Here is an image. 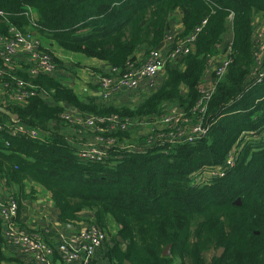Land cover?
I'll return each instance as SVG.
<instances>
[{
	"label": "trees",
	"instance_id": "trees-1",
	"mask_svg": "<svg viewBox=\"0 0 264 264\" xmlns=\"http://www.w3.org/2000/svg\"><path fill=\"white\" fill-rule=\"evenodd\" d=\"M30 7L40 13L35 25ZM0 10V36L32 27L65 49L108 61L120 74L140 46L149 53L166 39L172 12L180 10L184 23L175 48L206 20L190 51L167 60L162 85L132 107L106 105L96 95L82 100L56 71L32 72L28 58L17 63L19 52L9 62L0 53V106L15 114L14 123L39 133L13 134L19 124L8 127L9 117L0 113L5 125L0 175L8 192L5 204H18V228L28 231L22 199L30 194L12 187L31 180L51 192L62 222L81 220L87 210L102 230L110 220L120 225L124 242L114 237L106 250L112 264H175L177 257L181 264H208L204 252L213 247L224 251L210 264H264V74L260 81L254 76L259 72L254 35L264 19V0H0ZM228 49L227 74L199 114L207 134L194 142L161 144L159 135L170 128L159 121L173 106L198 120L193 108L202 96L206 66ZM52 56L56 70L66 67ZM19 81L40 91L15 101ZM71 108L82 119H89L85 113L104 118L100 129L90 124L103 139L97 138L102 158L79 156L84 147L73 132H81L83 122L63 117ZM237 144L236 163L227 164ZM221 165L229 169L223 177L194 183L193 174ZM238 197L240 205L234 203ZM2 215L0 208V264H34L29 255L5 252ZM49 244L55 248L51 264H65L57 246ZM168 244L170 256L163 254Z\"/></svg>",
	"mask_w": 264,
	"mask_h": 264
},
{
	"label": "crops",
	"instance_id": "crops-1",
	"mask_svg": "<svg viewBox=\"0 0 264 264\" xmlns=\"http://www.w3.org/2000/svg\"><path fill=\"white\" fill-rule=\"evenodd\" d=\"M28 13V12H27ZM29 14L32 16V21L35 23L40 17L39 11L35 7L29 8ZM259 20V18H257ZM259 22V21H258ZM264 23V19L263 22ZM262 23H258L256 27V32L254 35V41L257 43V39H259V32L264 33V25ZM33 25V24H32ZM184 23H183V13L180 10H176L170 14L169 18V28L166 36V40L163 41V45L158 49L161 58L165 60V65L162 67L160 73L153 78L145 77L142 78L138 84L134 87H126L121 88L120 90L115 91L109 100H104L101 97L99 91V79L103 74H106L111 67V64L106 61L96 57L88 56L84 53L71 51L63 48L59 45L55 40L47 37H44L46 40L41 38L40 43L44 48H55L56 51H52L58 59L62 60L66 67H61L56 70L58 77L66 83L68 86L72 87L78 97L82 100H86L88 97L92 95H96L100 97L99 101L102 100L106 105H115V106H127L132 107L137 105L140 101H142L146 96L151 94L157 88H159L164 79H165V71L166 66L169 62L168 59H171V53L174 51L175 46L177 45V40L181 39L179 35L183 31ZM29 31L34 35L37 32L36 29L30 27ZM39 33V32H38ZM41 34V33H40ZM231 41L229 37L227 42ZM48 44H47V43ZM2 40L0 39V53L2 51ZM60 46V48L58 47ZM65 50H68L67 52ZM255 57L257 60V52L261 53L258 47L255 48ZM147 49L145 46H140L138 51L135 54V58H138L139 61H144L147 58ZM230 51L229 49L225 53H220L219 56H213L206 66V70L202 79V83L200 85V90L202 92V96L200 97L198 104L193 108L196 112V116L198 117L200 111H196L195 108L198 106L200 108H204L203 113L207 110V102L210 99L212 93L216 88L217 82H219L222 78H218L217 76V68L226 60L230 59ZM17 63H22L27 60V56L23 54V52H19L16 57ZM174 60V59H171ZM259 72L254 74L256 81L258 78L264 74L263 65L264 59L262 62L257 60ZM183 91H185L183 89ZM8 100H13V97H6ZM15 101H18L15 99ZM67 113L71 114L74 117H79L80 112L77 109L71 108L68 109ZM83 117V115H81ZM85 116H89L85 113ZM8 119H5V123L8 127H15L20 123H14L12 118L8 116ZM190 120L187 122L188 125H192L193 121L191 119H195V116L191 115ZM196 117V118H197ZM15 119V118H14ZM83 122V121H82ZM82 128L81 132L75 131L73 132L76 136L81 140V145L84 148L90 147L91 145L97 144V136L94 130L90 129V124L88 122H83L81 124ZM27 127L24 126V129ZM11 132V131H10ZM19 133V132H18ZM13 133V134H18ZM79 142V143H80ZM24 187H20L18 185L12 187V192H22V190H26L27 196L22 199V203L27 209L23 211L24 222L27 225L28 231L37 234L39 238L44 239L48 243H53L55 246L59 244L63 236L72 235L76 233L81 227L92 223L93 212L92 211H83L81 213L84 217L81 220L75 221L74 223H65L62 222L59 216V209L54 204L51 192L45 187L36 184L33 181L26 180L24 181ZM23 185V183H20ZM7 188L5 179L0 175V203L5 202L7 200ZM235 203V201H234ZM238 205V204H236ZM18 215V213H17ZM16 215V216H17ZM16 218V217H15ZM5 228L3 233L5 234ZM120 225L117 222L110 220V225L107 229L103 230L105 232V241L102 246L97 248V256L99 261L98 264L110 263L109 259L106 258V250L108 245H112L114 242V237L119 241L124 242V238L119 234ZM121 236L123 241L118 238ZM5 237L7 238L6 234ZM8 240V238H7ZM169 245V244H168ZM167 245V246H168ZM166 246V247H167ZM165 247V248H166ZM164 248V250H165ZM220 248V247H219ZM217 248V255L218 250ZM5 252L12 256L15 254H21L19 252V248L17 244L14 242L8 241V244L4 248ZM171 252V248H170ZM59 253V252H58ZM223 253V252H222ZM164 254V251H163ZM171 254L169 253V256ZM54 256V253L51 254V257ZM168 256V255H166ZM93 260V259H92ZM129 263V261H127ZM52 263V262H51ZM181 264L180 258L175 259V264ZM70 264H83V261L80 259L73 260ZM112 264V262H111Z\"/></svg>",
	"mask_w": 264,
	"mask_h": 264
},
{
	"label": "built area",
	"instance_id": "built-area-1",
	"mask_svg": "<svg viewBox=\"0 0 264 264\" xmlns=\"http://www.w3.org/2000/svg\"><path fill=\"white\" fill-rule=\"evenodd\" d=\"M3 14V11L0 10V15ZM206 23V20L200 26H197L196 29L184 37L178 46L171 53V57L175 58L180 51L189 52L190 44L193 43L198 35V32L201 30L202 26ZM32 24L35 23L32 21ZM264 31V30H263ZM10 37H2V51L1 54L9 62L11 61L16 52L19 49H25L28 54V59L32 64V72H54L57 69L56 63L53 61V56L49 51L41 48L39 41L34 42V39L31 38L30 33H25L21 30L15 28L10 29ZM166 40V39H165ZM164 40V41H165ZM258 47L261 53L257 52V60L262 62L264 59V33L259 32V39H257ZM131 59L126 64L125 73L120 74V68L117 66L111 65L110 70L103 74L98 82L99 91L103 98L109 99L112 94L120 90L123 87H134L138 82L145 77H156L162 67L165 65V60L161 58V55L158 49L152 50L148 53L147 58L144 61H139L138 58ZM231 63V58L226 60L220 66H218L216 72L218 78H222L228 71V67ZM1 72V70H0ZM262 75L258 78L260 81ZM18 86L20 88L17 90L16 100H23L30 95L36 94L40 91V88H37L30 82L19 81ZM28 87L29 90L23 89ZM11 97L12 94L10 95ZM13 99H15L13 97ZM196 111L203 113L204 108L196 107ZM71 114L67 113L63 115L64 118L71 120ZM80 122H88L89 124H95L98 129H100L99 123L104 122L102 117H92L89 119H82V116L77 117ZM190 116H187L178 106H173L162 115L160 123L169 125L168 133H162L159 141L163 144L166 139H169L171 143L189 141L194 142L198 138H202L207 134L208 129L203 124L202 116H198V120L193 121V124L190 126L187 122L190 120ZM15 120V119H14ZM112 121L111 127L117 125L115 117L109 119ZM123 127L127 125L126 123L122 124ZM5 125L0 122V129L4 128ZM11 132L18 133L24 132L28 133L31 137L36 138L39 136V133L36 129H24V125H20L17 129H12ZM98 138V137H97ZM197 138V139H196ZM196 139V140H195ZM98 140L103 141L100 137ZM104 152L99 148V145H91L88 148H83L79 152L80 157L84 158H102ZM1 211L5 218V234L7 238L11 239V242L17 244L19 252L24 255L31 256V259L36 262H42L46 264H51V254L54 253L55 248L50 245L48 242L44 241L42 238H39L37 234L29 232L23 229L18 228L14 218L18 213V204L12 202L11 204H5V202L0 203ZM2 215V216H3ZM105 241V232L100 229L96 224H87L81 227L76 233L72 235L63 236L56 249L59 252L61 259L65 264H70L73 260L80 259L84 263H88L90 260L95 259L97 256V248L103 245ZM111 264V263H104Z\"/></svg>",
	"mask_w": 264,
	"mask_h": 264
},
{
	"label": "rangeland",
	"instance_id": "rangeland-1",
	"mask_svg": "<svg viewBox=\"0 0 264 264\" xmlns=\"http://www.w3.org/2000/svg\"><path fill=\"white\" fill-rule=\"evenodd\" d=\"M263 25H264V23H262ZM23 32H25V33H30L31 34V38L32 39H34V42H36V41H39L40 43H42L40 40H41V38L43 37V40L45 41L46 39L44 38V37H47L45 34H40V33H38V32H36L35 33V35L32 33V32H30L29 30L28 31H23ZM47 43V42H46ZM48 44V43H47ZM59 48H60V46H58ZM41 48H43V49H45V50H47V51H49L52 55H55L52 51H56V49L55 48H52V50L50 49V50H48L49 48H44L42 45H41ZM23 52V54H25L27 51L25 50V49H19L17 52ZM66 52L68 51V50H65ZM16 52V53H17ZM27 54V53H26ZM27 57H28V54H27ZM101 94V93H100ZM101 97H102V95H101ZM103 98V97H102ZM111 98V97H110ZM109 98V99H110ZM104 100H109V99H105V98H103ZM66 114V113H65ZM64 114V115H65ZM70 117H71V120H72V122H80L79 120H78V118L77 117H74V116H72V115H70ZM251 134H253V131H251L250 132ZM256 136L258 135V134H255ZM261 137V136H260ZM248 138H250V137H248ZM251 138H253V137H251ZM237 150H238V144H237V147L234 149V151H233V155H232V157H230L229 159H228V162H227V164L228 163H231V164H233V165H235V163H236V160H235V158H234V156L235 155H238L237 154ZM228 167L227 166H224V165H221V166H217L216 168H211V169H207V168H204V169H202V170H200V171H198V173H196V174H193L192 175V179H193V181H194V183H196V185H202V184H206V183H209V184H211V182H209L210 181V178H212V177H223V175H225L226 174V172L229 170V169H227ZM208 173H210V175H208ZM8 241H11V239L10 238H8ZM217 253V248H211V249H208L206 252H204V256H205V258H206V260H207V262H208V264H210L211 263V261H212V258L215 256V254Z\"/></svg>",
	"mask_w": 264,
	"mask_h": 264
},
{
	"label": "water",
	"instance_id": "water-1",
	"mask_svg": "<svg viewBox=\"0 0 264 264\" xmlns=\"http://www.w3.org/2000/svg\"><path fill=\"white\" fill-rule=\"evenodd\" d=\"M163 43L164 42H162L159 46H157L156 49H159L163 45ZM124 88H126V86ZM0 113L6 114L7 116H10L12 119L15 118V114L12 111H10L9 109H7L5 106H0ZM235 204H238V205L241 204V199L239 197L235 200ZM118 238L123 241V238L121 236H118ZM171 246L172 245L169 244L165 248L164 255H169ZM223 251H224V248L220 247L219 250H218V256H221Z\"/></svg>",
	"mask_w": 264,
	"mask_h": 264
}]
</instances>
